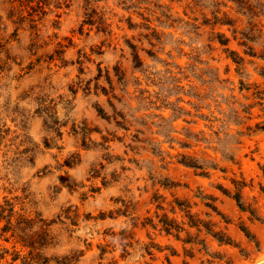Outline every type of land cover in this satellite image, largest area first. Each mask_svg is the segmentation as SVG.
<instances>
[{"label": "rangeland", "instance_id": "obj_1", "mask_svg": "<svg viewBox=\"0 0 264 264\" xmlns=\"http://www.w3.org/2000/svg\"><path fill=\"white\" fill-rule=\"evenodd\" d=\"M0 264H264V0H0Z\"/></svg>", "mask_w": 264, "mask_h": 264}]
</instances>
